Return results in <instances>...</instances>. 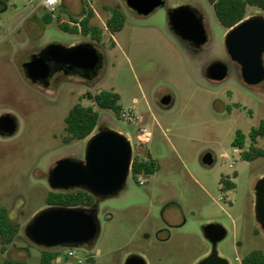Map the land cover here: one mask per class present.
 <instances>
[{
    "label": "rangeland",
    "instance_id": "1",
    "mask_svg": "<svg viewBox=\"0 0 264 264\" xmlns=\"http://www.w3.org/2000/svg\"><path fill=\"white\" fill-rule=\"evenodd\" d=\"M164 2L144 16L125 0H91V21L103 30L97 42L58 27V18L71 22L70 16L79 17V12L68 14L67 0L53 12L39 8L32 14L29 0H0V116L10 114L17 123L14 134L0 135V208H7L20 225L18 238L0 252V264L5 258L39 263L42 247L25 236L24 228L47 207L48 175L56 161L83 160L88 137L62 142L64 118L78 102L99 113L92 133L105 128L122 132L132 144L131 160L147 151L156 170L142 174L144 185L129 171L119 193L96 197L97 236L89 245L53 247L57 256L52 264H123L130 255L143 257L147 264H196L212 249L202 231L207 223L226 229L215 250L230 264H241L252 250L264 251L254 205L264 157L245 161L232 146L240 130L247 149L250 129L264 119V80L255 86L243 82L239 65L225 49L228 29L218 22L208 0ZM185 4L204 15L208 40L196 52L169 25L168 10ZM106 7L120 9L125 17L123 28L113 35L105 27ZM45 15L52 19L45 22ZM253 15L264 17V12L247 6L245 18ZM87 42L102 56L94 77L62 74L50 77L48 86L26 77L23 63L47 45ZM215 60L227 65L222 81L206 76V67ZM102 90L118 93L121 107H136L140 121L131 124L113 110L98 108L87 94ZM165 95L171 96L169 106L160 104ZM140 127L148 131L144 138L138 135ZM255 145L264 149V137ZM206 153L212 155L210 165L201 162Z\"/></svg>",
    "mask_w": 264,
    "mask_h": 264
},
{
    "label": "water",
    "instance_id": "2",
    "mask_svg": "<svg viewBox=\"0 0 264 264\" xmlns=\"http://www.w3.org/2000/svg\"><path fill=\"white\" fill-rule=\"evenodd\" d=\"M127 6L138 15H148L164 5V0H125ZM169 25L182 40L189 41L198 49L208 35L203 22L190 5H180L168 10ZM224 45L230 59L239 65L245 84L255 86L264 80V17L253 15L228 29ZM102 56L92 43L71 46L49 44L23 63L26 77L32 83L48 86L51 64L65 68L64 73L81 70L84 78L90 79L101 66ZM227 75V65L219 60L206 67V76L212 81H222ZM171 96L165 95L160 104L169 106ZM17 129L16 119L10 114L0 116V135L10 136ZM130 139L114 129H98L86 142L83 160L61 158L49 171L51 190L83 188L94 197L107 198L119 193L126 182L132 156ZM201 162L210 165L212 155L206 153ZM255 217L264 231V175L254 187ZM99 223L95 207L47 206L37 212L24 228L25 236L34 244L53 248L56 246L89 245L97 236ZM204 237L212 249L196 264H230L215 250L217 242L226 235V229L218 223H207L202 227ZM123 264H147L139 255H130Z\"/></svg>",
    "mask_w": 264,
    "mask_h": 264
},
{
    "label": "trees",
    "instance_id": "3",
    "mask_svg": "<svg viewBox=\"0 0 264 264\" xmlns=\"http://www.w3.org/2000/svg\"><path fill=\"white\" fill-rule=\"evenodd\" d=\"M84 2V1H83ZM212 5L218 22L225 28L229 29L246 17L247 6L257 7L264 12V0H208ZM108 17L105 21V27L108 32L113 35L120 31L124 26L125 17L122 11L116 7H106ZM94 11L86 5L82 7L81 14L78 19L70 16L71 24L63 19H57L58 27L69 33H81L84 36L91 37L92 40L101 42L103 30L101 27L92 23ZM52 19L50 15H45L43 20L49 22ZM111 47L115 45L111 38ZM88 98L101 109L113 110L119 117L121 106L119 104L120 96L118 93L108 90H102L94 95L87 94ZM120 118V117H119ZM99 119V113L92 105H83L81 103L74 104L64 118L65 134L62 142L65 144L76 140H83L89 137L94 131ZM264 137V119L260 120L257 126L252 127L248 133L250 144L247 149L245 147L246 135L237 130L232 141V146L239 149L241 158L245 161H252L258 157H264V149L256 146L257 138ZM156 170V163L147 151H143V155L135 157L131 160V174L152 175ZM227 188H233L234 184L224 181ZM96 197L83 188H73L68 190H51L46 196L47 206H63V207H94ZM20 225L18 222L9 217L8 209L0 208V252L4 253L6 246L12 244L18 238ZM57 256L55 248H44L40 254L38 264H52ZM3 264H28L25 260H13L5 258ZM241 264H264V251L255 249L250 251L241 259Z\"/></svg>",
    "mask_w": 264,
    "mask_h": 264
},
{
    "label": "built area",
    "instance_id": "4",
    "mask_svg": "<svg viewBox=\"0 0 264 264\" xmlns=\"http://www.w3.org/2000/svg\"><path fill=\"white\" fill-rule=\"evenodd\" d=\"M83 1L86 3V5L88 7L93 9L91 0H83ZM60 2H61V0H38V2L35 4V3H33L32 0H29V4L31 5L30 14L34 13L39 8H44L49 12H53L60 5ZM69 23L71 24V22H69ZM119 117L121 119L128 121L131 124L139 122L141 119V117L137 113L136 107H134V106H131L128 108L121 107V109L119 111ZM147 134H148V131L145 127H140L138 129L139 137L144 138L145 136H147ZM135 176L137 178V182L140 185H144L145 181L142 178V174H136ZM68 254H69V256L74 257L75 256V250L70 249ZM78 262L80 263L79 260H78Z\"/></svg>",
    "mask_w": 264,
    "mask_h": 264
},
{
    "label": "flooded vegetation",
    "instance_id": "5",
    "mask_svg": "<svg viewBox=\"0 0 264 264\" xmlns=\"http://www.w3.org/2000/svg\"><path fill=\"white\" fill-rule=\"evenodd\" d=\"M197 12H198V16H200V15H203L200 11H198L197 10ZM203 22H204V19H203ZM207 32V31H206ZM179 37V36H178ZM180 38V37H179ZM182 40V39H181ZM183 42H184V44L187 46V47H189L192 51H194V52H196V51H198V50H200L201 49V47L200 48H198V49H196L193 45H192V43H190L189 41H186V40H182ZM65 68H61L60 69V66H57V65H55V64H51V71H52V73H51V78H53V79H56V78H58V76H60V75H62V74H65L64 73V70ZM69 74H76V75H78V76H81V77H83L84 78V72L83 71H81V70H75L74 72H69ZM96 74H94L92 77H94Z\"/></svg>",
    "mask_w": 264,
    "mask_h": 264
},
{
    "label": "crops",
    "instance_id": "6",
    "mask_svg": "<svg viewBox=\"0 0 264 264\" xmlns=\"http://www.w3.org/2000/svg\"><path fill=\"white\" fill-rule=\"evenodd\" d=\"M64 1L66 0H61L59 6H61L64 3ZM67 2L70 5L69 6L70 11L68 12L69 15H71L70 13H73V12H79L78 14L79 15L81 14L82 7L84 5L83 0H67Z\"/></svg>",
    "mask_w": 264,
    "mask_h": 264
}]
</instances>
